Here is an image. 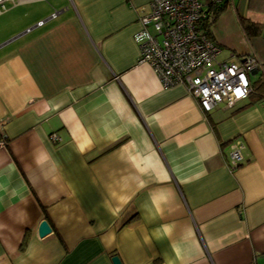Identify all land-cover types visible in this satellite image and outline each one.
<instances>
[{"label": "crops", "instance_id": "obj_1", "mask_svg": "<svg viewBox=\"0 0 264 264\" xmlns=\"http://www.w3.org/2000/svg\"><path fill=\"white\" fill-rule=\"evenodd\" d=\"M150 1L5 2L0 264H264V0H229L212 25L218 59L262 67L209 111L138 61Z\"/></svg>", "mask_w": 264, "mask_h": 264}, {"label": "built area", "instance_id": "obj_2", "mask_svg": "<svg viewBox=\"0 0 264 264\" xmlns=\"http://www.w3.org/2000/svg\"><path fill=\"white\" fill-rule=\"evenodd\" d=\"M6 1L0 0V13ZM206 9L200 0H151L134 33L138 61L148 64L163 86L183 85L203 111L221 102L233 107L246 98L252 89L250 71L262 67L255 54L237 61L217 58L219 44L199 24ZM3 125L0 120V146L7 143ZM50 137L59 139L55 133ZM230 147L227 165L234 169L242 160L243 143L235 140Z\"/></svg>", "mask_w": 264, "mask_h": 264}, {"label": "trees", "instance_id": "obj_3", "mask_svg": "<svg viewBox=\"0 0 264 264\" xmlns=\"http://www.w3.org/2000/svg\"><path fill=\"white\" fill-rule=\"evenodd\" d=\"M228 2L229 0H217V1L209 0L207 2L206 15L200 20L199 24L202 27V29L205 30V32L209 37L211 38L213 37L212 25L214 24L219 14L227 8ZM239 22L242 26L243 31L247 36L257 35L260 32L261 29L260 24L253 22L248 18L240 17ZM258 87L260 88L261 85L260 86L258 85Z\"/></svg>", "mask_w": 264, "mask_h": 264}, {"label": "water", "instance_id": "obj_4", "mask_svg": "<svg viewBox=\"0 0 264 264\" xmlns=\"http://www.w3.org/2000/svg\"><path fill=\"white\" fill-rule=\"evenodd\" d=\"M255 71H256V69H252V70L250 71V73H254ZM41 227L46 229V227H47V222H46V221H42V222H41ZM112 261H113V264H121L119 257L116 256V255L112 257Z\"/></svg>", "mask_w": 264, "mask_h": 264}, {"label": "rangeland", "instance_id": "obj_5", "mask_svg": "<svg viewBox=\"0 0 264 264\" xmlns=\"http://www.w3.org/2000/svg\"><path fill=\"white\" fill-rule=\"evenodd\" d=\"M203 4H205L208 0H200ZM256 75H253V77Z\"/></svg>", "mask_w": 264, "mask_h": 264}]
</instances>
